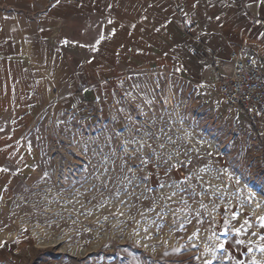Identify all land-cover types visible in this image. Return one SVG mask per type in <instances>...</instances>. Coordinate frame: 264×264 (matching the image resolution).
I'll list each match as a JSON object with an SVG mask.
<instances>
[{
    "label": "rangeland",
    "instance_id": "rangeland-1",
    "mask_svg": "<svg viewBox=\"0 0 264 264\" xmlns=\"http://www.w3.org/2000/svg\"><path fill=\"white\" fill-rule=\"evenodd\" d=\"M81 19L59 41L75 89L14 139L1 264H264V117L218 94L214 59L80 84L106 28Z\"/></svg>",
    "mask_w": 264,
    "mask_h": 264
},
{
    "label": "crops",
    "instance_id": "crops-1",
    "mask_svg": "<svg viewBox=\"0 0 264 264\" xmlns=\"http://www.w3.org/2000/svg\"><path fill=\"white\" fill-rule=\"evenodd\" d=\"M81 17L98 18L106 28L90 47L80 84L150 68L201 76L213 59L221 76L230 71L231 50L247 44L264 63L262 0H0L1 186L10 177L14 139L55 91L76 87L75 64L59 41L60 35L70 39Z\"/></svg>",
    "mask_w": 264,
    "mask_h": 264
},
{
    "label": "built area",
    "instance_id": "built-area-1",
    "mask_svg": "<svg viewBox=\"0 0 264 264\" xmlns=\"http://www.w3.org/2000/svg\"><path fill=\"white\" fill-rule=\"evenodd\" d=\"M229 73L216 82L218 94L252 119L264 117V63L251 47L240 45L229 55Z\"/></svg>",
    "mask_w": 264,
    "mask_h": 264
},
{
    "label": "snow or ice",
    "instance_id": "snow-or-ice-1",
    "mask_svg": "<svg viewBox=\"0 0 264 264\" xmlns=\"http://www.w3.org/2000/svg\"><path fill=\"white\" fill-rule=\"evenodd\" d=\"M264 2V0H262ZM57 3H59V0H57ZM0 171H6L5 169H0Z\"/></svg>",
    "mask_w": 264,
    "mask_h": 264
},
{
    "label": "bare ground",
    "instance_id": "bare-ground-1",
    "mask_svg": "<svg viewBox=\"0 0 264 264\" xmlns=\"http://www.w3.org/2000/svg\"><path fill=\"white\" fill-rule=\"evenodd\" d=\"M54 241V240H53Z\"/></svg>",
    "mask_w": 264,
    "mask_h": 264
}]
</instances>
